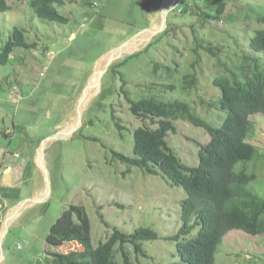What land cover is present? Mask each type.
Here are the masks:
<instances>
[{
    "label": "rangeland",
    "instance_id": "rangeland-1",
    "mask_svg": "<svg viewBox=\"0 0 264 264\" xmlns=\"http://www.w3.org/2000/svg\"><path fill=\"white\" fill-rule=\"evenodd\" d=\"M186 1L188 12L176 10ZM206 1L170 0L165 28L170 20V37L160 38L163 30L145 42L151 36L146 29L162 23L164 0H100L97 5L93 2L94 6L88 0H66L57 7L69 18L67 23L38 17L28 0H8L11 9L0 13V52L16 26L25 28L26 37L36 41L37 46L15 48L10 61L0 66V243L4 251V257L0 253V264H51L47 238L71 204L86 206L95 245L106 239L114 227L126 232L139 226L151 227L160 237L145 243L149 256L138 259L133 247L126 245L131 263L170 264L175 244L167 237L177 233L181 225L178 208L185 190L161 172L149 174L139 167L128 171L129 165L114 157V150L133 154L132 131L145 124L129 109L122 84L127 82L129 97L136 100L172 95L198 102L201 97L215 107L207 109L198 102L199 110L203 115L207 112L213 124H221V90L212 80L221 67L214 65L215 56L205 46L194 51L196 41L227 48L234 52L233 57L240 55L239 62L235 57L230 60L238 65L233 68L237 79L241 78L240 66L247 56H257L253 72L263 68L261 53H255L249 42L262 26L259 17L264 15V0H226L225 14L232 15L231 21L208 19L200 28L196 11ZM137 34L139 39H135ZM130 39L134 42L127 45L131 46L128 50H140L116 58L103 75L102 85L95 88L104 67V62L98 68L96 63ZM178 49L183 56L177 70ZM128 56L115 70L111 68ZM198 58L199 89L187 95L180 88L169 90L170 84L181 87L183 75L194 71L193 62ZM90 78L94 87L81 100V105L87 107L80 127L70 137L46 143L49 196L17 206L23 200L46 195L45 175L37 164L39 145L58 131L66 135ZM96 91L99 92L93 95ZM251 119L255 130L247 141L256 146V154L248 163L240 161L237 169L243 166L256 173L257 180L252 184L264 196V113H255ZM116 120L124 125L121 132ZM176 128L168 137L170 145L182 162L195 165L199 144L208 142V133L184 120L176 122ZM3 190L8 191L9 198L4 197ZM5 223H9L8 229L3 227ZM116 262L126 264L120 250ZM216 264H264V234L229 231L217 249Z\"/></svg>",
    "mask_w": 264,
    "mask_h": 264
},
{
    "label": "trees",
    "instance_id": "trees-1",
    "mask_svg": "<svg viewBox=\"0 0 264 264\" xmlns=\"http://www.w3.org/2000/svg\"><path fill=\"white\" fill-rule=\"evenodd\" d=\"M28 2L35 14L42 19L60 23L69 21L57 7L64 5L66 0ZM93 2L94 0H88L90 6H94ZM226 5V0H207L205 6L196 11L199 15V27L202 28L203 22L208 19L219 22L227 19L230 22L232 15L225 14ZM178 8L182 12H188L189 2L186 1L176 10ZM10 9L8 0H0V13ZM259 20L262 26L256 29L249 46L255 53H261L264 66V15ZM172 26L169 20V26L160 38L170 37ZM196 42L198 46L194 51L197 52L200 47L205 46L215 56L214 65L221 67L212 79L214 86L221 90L220 104L224 111L221 124H213L207 119V112L203 115L199 110V103L202 107L207 105V109L215 107V104H207L201 97L197 99L199 103L172 95H152L136 100L129 97L131 93L126 90L127 82L123 81L122 90L129 101V109L145 124L132 131V155L113 151L115 158L129 165L128 171L132 167H139L141 171L149 174L161 172L170 182L184 188L185 197L178 208L181 225L177 233L167 237L175 244L174 252L170 255V264H216L219 244L233 229H241L252 235L264 234V196L252 184L257 180V174L248 172L243 166L237 169L240 161L248 163L256 154V146L247 141V138L255 130L251 116L258 112L264 113V67L253 72L252 66L257 61V56H247L240 66L241 78L237 79L233 68L238 65L234 61L232 64L235 66L231 67L230 60L235 57L239 62L240 55L235 54L233 57V51L227 48L224 50L217 44L205 45L199 40ZM36 46V41L32 42L26 37L25 28L14 27L10 38L1 49L0 66L10 61L15 48L31 49ZM179 51L180 49L177 51V70L183 56ZM130 56L111 68L115 70ZM198 59L193 62L194 71L183 75L181 87L170 84L169 90L180 88L187 95L199 89L200 76L196 67L201 61ZM182 120L202 128L210 137L208 142L199 144L195 165L182 162L169 143L170 133L177 129L176 122ZM116 125L121 132L124 125L118 120ZM3 195L6 198L10 196L4 190ZM3 195L1 194L2 198ZM195 227L197 229L193 234ZM159 237V233L151 227L139 226L131 232L114 227L106 239L95 245L86 206L71 204L51 228L47 238V253L51 264H117L116 255L120 250L124 262L132 264L126 245H131L135 256L143 259L141 257L149 256L145 243Z\"/></svg>",
    "mask_w": 264,
    "mask_h": 264
},
{
    "label": "water",
    "instance_id": "water-1",
    "mask_svg": "<svg viewBox=\"0 0 264 264\" xmlns=\"http://www.w3.org/2000/svg\"><path fill=\"white\" fill-rule=\"evenodd\" d=\"M171 10V7H169V0H164L163 4H162V23L160 26L154 28V29H146V30H149L150 33H151V36L149 39H147L145 42H148L151 40V38L157 34H159L160 32H162L163 30H165V28L167 27V23H168V15H169V12ZM140 34V33H139ZM138 35V34H137ZM139 37H141L140 35H138L137 38L135 39H139ZM134 38V37H132ZM131 38V39H132ZM128 40V42L116 47V48H113L112 50H110L109 52H107L95 65V67H97V65H100L101 63L104 62V67L103 69L101 70L100 74H99V80H98V83H100V85H102V78H103V75L105 74V72L108 70V68L110 67V65L112 64L113 61H115L116 58H118L119 56H121L122 54H128V55H131L133 53H136L138 52L140 49L138 47H134L133 49H126V48H130L131 46H127L129 43H133L132 41ZM134 39V40H135ZM132 45V44H131ZM113 55V56H112ZM111 56V57H110ZM110 57V59L107 61V58ZM98 68V67H97ZM97 69L94 71L92 77L95 75ZM91 77V78H92ZM91 78L89 79V82L88 84L86 85L85 89L83 90L82 92V95L79 99V103H78V109H77V117L75 118V120L73 121L72 124H70L69 127H71L68 132H66V135H62L60 131H58L57 133L49 136V138L45 141H41L40 145H39V148H38V156H39V159H38V166L40 167L41 171L44 173L45 175V179H46V183H47V192H46V195L43 197V198H33V199H30V200H23L21 201L19 204H17V206H19L20 204L22 203H26V201H33V202H38V201H43L45 199H47V197L49 196V193H50V190H51V187H50V182H49V176H48V169H47V166L45 164V148L47 146V142L48 141H54L55 139H59V138H65V137H70L71 135H73V133L80 127L81 123H82V118H83V115H84V111H85V108L87 107L86 106H82L81 105V100L83 99V97L90 92L91 90ZM100 90V89H99ZM87 92V93H86ZM99 91H96V92H93L94 94L93 95H96ZM91 98V96H90ZM89 104V103H88ZM4 228L8 229L9 228V223H5ZM0 253L1 255H3L4 257V251H3V247L0 243ZM2 259V257H0V260Z\"/></svg>",
    "mask_w": 264,
    "mask_h": 264
},
{
    "label": "bare ground",
    "instance_id": "bare-ground-1",
    "mask_svg": "<svg viewBox=\"0 0 264 264\" xmlns=\"http://www.w3.org/2000/svg\"><path fill=\"white\" fill-rule=\"evenodd\" d=\"M169 3H170V0H169ZM172 3H170L169 4V7H170V5H171ZM126 49H128V48H126ZM103 65V64H102ZM101 68H102V66H100V70H101ZM100 72V71H99ZM94 80V79H93ZM98 80H99V75L97 76V78H96V80H95V88L97 87V82H98ZM94 83V82H93ZM93 87H94V85L92 84V86H91V92L93 91Z\"/></svg>",
    "mask_w": 264,
    "mask_h": 264
},
{
    "label": "built area",
    "instance_id": "built-area-1",
    "mask_svg": "<svg viewBox=\"0 0 264 264\" xmlns=\"http://www.w3.org/2000/svg\"><path fill=\"white\" fill-rule=\"evenodd\" d=\"M95 1H97V3H95ZM95 1H94V4L97 5V4L99 3L100 0H95Z\"/></svg>",
    "mask_w": 264,
    "mask_h": 264
},
{
    "label": "crops",
    "instance_id": "crops-1",
    "mask_svg": "<svg viewBox=\"0 0 264 264\" xmlns=\"http://www.w3.org/2000/svg\"><path fill=\"white\" fill-rule=\"evenodd\" d=\"M159 2V0H157ZM90 5V4H89Z\"/></svg>",
    "mask_w": 264,
    "mask_h": 264
}]
</instances>
